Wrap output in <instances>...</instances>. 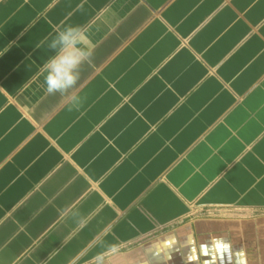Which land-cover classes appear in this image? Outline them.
Returning <instances> with one entry per match:
<instances>
[{"label":"crops","instance_id":"0c3cea01","mask_svg":"<svg viewBox=\"0 0 264 264\" xmlns=\"http://www.w3.org/2000/svg\"><path fill=\"white\" fill-rule=\"evenodd\" d=\"M69 25L93 52L72 110L35 48ZM109 245L264 264V0H0V264Z\"/></svg>","mask_w":264,"mask_h":264},{"label":"clouds","instance_id":"9594fccd","mask_svg":"<svg viewBox=\"0 0 264 264\" xmlns=\"http://www.w3.org/2000/svg\"><path fill=\"white\" fill-rule=\"evenodd\" d=\"M47 43L49 50L55 54L45 63L46 91L50 95L59 94L70 102V110L78 109L83 104L75 89L80 80L81 71L85 64H89L93 58V52L83 43V33L78 26L69 25L58 31L50 40L45 37L35 48L40 49ZM79 213H73L77 219ZM119 252L116 245H109L106 251L98 253L94 260L96 264H105L110 256Z\"/></svg>","mask_w":264,"mask_h":264}]
</instances>
